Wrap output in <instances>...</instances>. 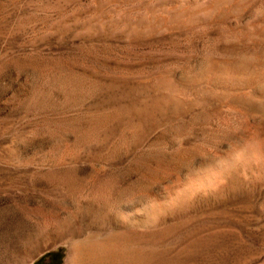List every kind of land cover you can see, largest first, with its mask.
<instances>
[{
    "label": "rangeland",
    "instance_id": "1",
    "mask_svg": "<svg viewBox=\"0 0 264 264\" xmlns=\"http://www.w3.org/2000/svg\"><path fill=\"white\" fill-rule=\"evenodd\" d=\"M209 1L0 0V264H101L104 241H144L146 264H264V161L184 191L264 147V77L238 110L165 87L213 58L264 64V0Z\"/></svg>",
    "mask_w": 264,
    "mask_h": 264
},
{
    "label": "bare ground",
    "instance_id": "2",
    "mask_svg": "<svg viewBox=\"0 0 264 264\" xmlns=\"http://www.w3.org/2000/svg\"><path fill=\"white\" fill-rule=\"evenodd\" d=\"M191 1H195V0H191ZM221 2L222 0H210L209 4L205 7L204 12H211ZM225 3H223V5H225ZM200 10L202 11L203 7ZM252 25L254 26V23ZM257 32L258 31H255V34L257 35L256 38L259 39L260 36H259V33ZM241 40H242V36L238 38L237 42L240 43ZM259 41L260 43L264 42V40L262 39L261 40L259 39ZM238 43H235V45H239ZM214 54L216 53L214 52ZM211 62H212L211 63L212 65L210 66L204 65L203 67L199 69V71L196 74L184 75V76L180 75L177 78L178 81L175 80L174 78H173L174 80H169L171 82H169L165 86L168 89V92H171V93L173 92L172 97L174 98V97L180 96V94L178 95L175 94L176 91H179V92L180 90L181 92L187 91V89H189L190 87L191 88L201 87L202 89L204 87H207L208 89L209 87V88H212L211 90H213V92L218 91V90L224 91L223 89H225L224 93H226L227 95L224 97L223 102H222L223 107H225L224 109H227V110L228 109L238 110V108L243 109L245 106L243 105V101L244 100L246 101L249 99L247 94H250V88L254 87L257 84H260V80L264 77L263 61H261L262 62L261 64L258 63V65L246 66V67L242 65H238V64L236 65L235 63H233V60L229 58H224V59L213 58L211 59ZM222 62L223 64H221ZM247 88H249V90H246ZM206 90L204 88V91ZM262 91H260V94L263 95ZM247 148L241 147L239 150L234 152L232 156H229L226 159L220 160L218 163L211 165L210 167H208V169L203 170L200 174L199 173L195 174L192 178H190L186 182L184 191L187 194H192L196 192L205 193L206 190H211V191L220 190L225 185H227L226 181L228 180L238 181L239 179L238 177H236L237 174L239 175L243 174V178H244L248 174L252 166L254 167L260 166V164H262L264 161V147H262L261 145L260 146L258 145V146H255L252 150H248ZM135 244L133 246H129V248L126 251H124L123 247H120L121 245L117 246L112 242L111 243H106L105 241L101 242L100 244H98V249H97V255H98L100 263L101 264H127V263L128 264H146L145 262L146 259H148L151 255H149V252L146 249L145 242L136 241Z\"/></svg>",
    "mask_w": 264,
    "mask_h": 264
}]
</instances>
